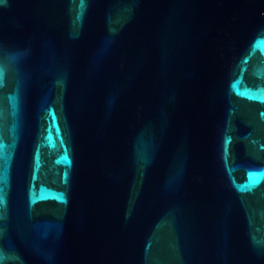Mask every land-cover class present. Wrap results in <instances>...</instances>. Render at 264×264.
Segmentation results:
<instances>
[{"label": "water", "instance_id": "95a60500", "mask_svg": "<svg viewBox=\"0 0 264 264\" xmlns=\"http://www.w3.org/2000/svg\"><path fill=\"white\" fill-rule=\"evenodd\" d=\"M0 264H264V0H0Z\"/></svg>", "mask_w": 264, "mask_h": 264}]
</instances>
